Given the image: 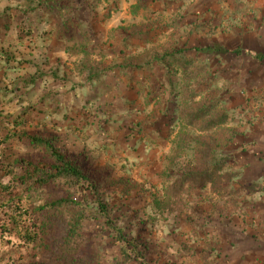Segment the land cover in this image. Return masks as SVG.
I'll use <instances>...</instances> for the list:
<instances>
[{
    "label": "rangeland",
    "instance_id": "1",
    "mask_svg": "<svg viewBox=\"0 0 264 264\" xmlns=\"http://www.w3.org/2000/svg\"><path fill=\"white\" fill-rule=\"evenodd\" d=\"M3 12L0 111L27 110L24 131L52 138L79 163L144 259L125 263L104 219L90 211L76 255L63 253L69 218L56 216L46 247L0 242V264L238 258L239 242L264 229L263 201L255 197L264 191V166L254 169L262 175L255 184L243 158L247 141L264 139V61L244 53L264 55V0H0ZM67 20L76 26L60 40ZM209 138L214 185L191 188L185 178L205 170L198 150ZM19 157L44 159L11 143L0 161ZM225 157L230 163L221 168ZM63 196L54 187L38 202ZM69 196L93 208L86 186Z\"/></svg>",
    "mask_w": 264,
    "mask_h": 264
},
{
    "label": "trees",
    "instance_id": "2",
    "mask_svg": "<svg viewBox=\"0 0 264 264\" xmlns=\"http://www.w3.org/2000/svg\"><path fill=\"white\" fill-rule=\"evenodd\" d=\"M47 5L44 9L49 11L51 5L50 3ZM55 11H58V9L55 8ZM0 18L8 19V15L5 13V17L0 15ZM74 24L76 26V23ZM74 24L70 25L68 20L64 22L63 31L58 34V38L62 40L68 34L67 29L75 27ZM202 51L208 54L217 51L221 55L229 53L218 48H206ZM244 53L257 62L264 61V55L262 54L250 51ZM161 61L158 60V62ZM176 61L180 62V60ZM30 82L35 83V79L30 78ZM31 86L27 85L25 88L28 89ZM17 87L16 85L14 89L18 90ZM27 114L28 111L23 110L17 116H4L0 111V133L6 131L3 137L0 136V158L11 143L30 148L44 155V159L38 160L19 157L11 162L0 161V242L5 246L15 241L26 246L44 248L46 247V238L52 234L51 217L59 216L62 218L67 216L69 221L67 222L68 230L63 243V253L74 256L79 250L83 249V230L86 231L87 226L86 214L93 211L104 219L103 225L109 234L114 237L125 263H133L139 259L143 260L144 258L139 253L134 240H129L123 230L111 218V213L105 202L106 198L99 192L100 188L90 180L79 163L56 147L52 138L24 131ZM202 116L203 119L206 118L204 112ZM222 124V121L218 123L219 126ZM207 125L204 132L210 130L206 128ZM207 142L201 144L200 151L198 150L200 160L205 159L203 162L205 170L201 174H192L185 178V184L191 188L194 186L205 190L206 184L214 185L213 179L217 167L212 166V159L209 155L211 151L209 144L212 139L209 138ZM219 163L221 168H224L230 163V159L228 157L222 158ZM223 177L228 184L231 183L228 169L225 170ZM82 186H86V189L93 193L95 204V206L93 204V208H90L91 205L87 201H80L77 197L69 196L71 191L74 194ZM54 187L59 190L64 189L66 196L44 205L40 204L38 198L41 193Z\"/></svg>",
    "mask_w": 264,
    "mask_h": 264
},
{
    "label": "crops",
    "instance_id": "3",
    "mask_svg": "<svg viewBox=\"0 0 264 264\" xmlns=\"http://www.w3.org/2000/svg\"><path fill=\"white\" fill-rule=\"evenodd\" d=\"M248 151L244 154L243 158L246 159L245 164L247 167L244 169L245 174L249 173V170L261 168L264 166V139L255 140L250 139L247 141ZM252 172V178L255 184H260L262 175L257 176L256 173ZM264 187V186H263ZM256 199L262 198V206L264 208V191L255 195ZM258 237L247 238L246 242H239L241 245L237 246L238 258L231 260L230 264H264V229L259 231ZM255 235V234H251ZM241 257H245V260H241Z\"/></svg>",
    "mask_w": 264,
    "mask_h": 264
}]
</instances>
